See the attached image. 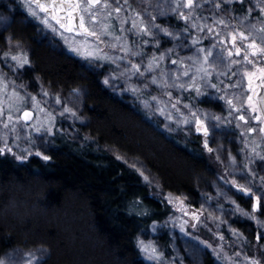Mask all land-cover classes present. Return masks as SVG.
<instances>
[{"label": "trees", "instance_id": "obj_1", "mask_svg": "<svg viewBox=\"0 0 264 264\" xmlns=\"http://www.w3.org/2000/svg\"><path fill=\"white\" fill-rule=\"evenodd\" d=\"M214 2L198 0L204 7L197 12L207 18L206 22L212 15L227 18L231 13L225 9L229 7L234 8L238 21L247 12V5H254L255 0L232 6L222 0L220 9L213 7ZM129 3L145 20L149 19L150 10L157 13L158 23L174 32L184 26V21L173 13L166 17L158 15L156 5L166 7L164 0H129ZM8 4L11 8L4 1L0 2V23L7 24L5 30H0V43L8 47L11 43L12 47L20 44L26 48L33 65L31 75L35 80L39 77L48 91L67 96L79 89L82 105L78 114L83 119L74 118L80 134V139L75 140L64 129L66 119L57 118L56 135L46 137L51 160L33 155L21 161L12 153L0 155V260L15 250L42 249L46 252L43 264H151L140 252L137 241L153 234V220L159 221L157 229L161 230L160 234H154L159 237L157 243L170 254L174 239L169 222L176 213L167 202V193L198 206L196 199L201 198V189L217 177L229 175L228 167L216 158L215 151H207L202 134H197L192 125L183 130L177 122L169 121L157 111L161 104L153 100V96L164 101L166 91L179 96L181 90L162 89L146 78L141 81L149 87L134 93L125 88L128 80H123L125 76L110 75L113 64L96 59L83 61L75 54L60 52L45 41H38L35 19L26 16L23 3L12 0ZM148 4L150 8L146 7ZM122 14L131 17L133 13L122 10ZM258 15L259 10L253 7L252 16ZM113 23L118 25L119 21ZM130 26L125 25V28ZM201 35L207 37L206 30ZM157 38L161 41L158 48L143 45L139 37L128 34L134 51L138 44L146 50L142 55L144 61L154 52L174 46H180L177 48L180 56L194 51L182 47L190 44L182 32L180 40L163 33ZM211 43L210 37L203 40L205 46ZM168 66L175 67L170 63ZM239 67L236 65L233 70ZM239 75L237 72V77L231 79L236 80ZM105 77H109V84L104 83ZM236 90L228 89L229 93ZM192 95L184 92V103L178 105L186 113L184 106L191 103L226 115L222 102H209L208 97L192 99ZM59 128H63V133ZM212 133L214 137L223 134L225 144L237 151L235 140L241 135L234 126L226 125ZM215 144L212 139V145ZM122 156L145 163L159 180L160 187L144 181L135 167L121 160ZM239 199L244 200L241 196ZM141 209L147 214L140 215ZM231 219L230 225L237 229L249 224H243L236 217ZM251 221L252 231L242 250L248 256H261L264 264V247L261 246L264 245V224ZM200 224L194 228L195 236L211 241L216 225L208 222L203 225L205 228ZM257 232L261 234L260 242L256 240ZM239 247V243H234L235 250ZM207 261L212 264L213 258L209 256Z\"/></svg>", "mask_w": 264, "mask_h": 264}, {"label": "snow or ice", "instance_id": "obj_2", "mask_svg": "<svg viewBox=\"0 0 264 264\" xmlns=\"http://www.w3.org/2000/svg\"><path fill=\"white\" fill-rule=\"evenodd\" d=\"M226 2L229 6L237 3L243 5L245 0H226ZM164 4L166 7L156 5L159 9L158 15L166 17L169 13H173L178 16L184 21V26L179 31L174 32L169 27L158 23L156 12H148L149 19L145 20L140 11L133 9L129 0H123L122 4L121 0H25V6L33 17L44 14L43 23L49 28L55 31L57 30L55 25H58L60 35L63 36L67 32L73 37L78 35L81 38V46H74L73 51L83 52L96 60L114 64L118 69L123 68L122 72H111L112 77L119 78L121 75H127L131 79V77L140 76L150 79L152 84L159 85L162 89L181 90L179 96H174L172 91H166V96L170 98L168 103L160 100L158 96H153L152 99L160 101L161 104L157 111L169 121H176V117L167 111L175 109L181 117L177 122L183 126L192 125L196 133L202 134L203 143L208 152L214 151L208 139L213 130L226 125L231 128L234 124L235 128L240 130L241 137H245L242 143L246 145V148H241L240 152L245 153L250 149L251 155V158L248 155L245 156L244 168L239 171L244 172L246 176L250 174V177L247 179V184H242L235 178L227 182L239 192L253 198V212H264V206L261 203L264 187L254 191L248 186L255 184L257 180L260 185H264V175L257 176V172L250 166L256 162V159L264 161V149L258 151L259 145L250 143L246 138L250 133L259 132L260 140L264 142V0H255L254 5L249 3L247 12L241 15L238 21L235 19L236 13L232 7L225 9L226 12L231 13L227 18L223 15H212L211 20L206 22L207 18L200 17L197 12L198 8L204 7L203 3H198V0H164ZM213 7L222 8V0H215ZM253 7L259 10V15L255 18L252 16ZM122 10L133 14L129 17L122 14ZM253 19H255L254 23ZM50 20L55 21V25L50 23ZM114 20L119 21V24H114ZM128 24L131 26L126 29L125 25ZM205 30L207 37L201 35L205 33ZM181 32L190 41V44H183L182 47L194 49L191 54L180 56L177 50L180 46H174L163 52H154L146 61L137 62L132 59V57L142 56L146 50L138 44L133 51L128 39L129 33L139 37L143 45L151 44L158 48L161 44L160 39L157 38L159 33L173 40H180ZM105 37L111 39H105ZM209 37L212 43L205 46L203 40ZM15 47L16 51L10 48L0 53V56L4 58L2 62L9 64L11 61L10 66L14 69L31 66L32 60L28 53L20 48L19 44ZM107 47L118 49L124 55L116 56L107 53L104 51ZM120 61H127L128 67L124 68ZM169 63L175 67L169 68ZM142 65L145 66L142 67ZM236 65H240L239 69L233 70ZM237 72L240 74L239 78L232 80V77H237ZM104 83H110L109 77H105ZM148 87L147 83L143 84V88ZM228 89H240L242 95L238 96L236 92L229 93ZM129 90L134 93L139 92L140 86L131 84ZM40 92L45 99L51 96L42 84ZM75 92L80 94L79 89ZM184 92L194 94L192 99L208 97L209 102H222L226 115L224 112L206 110L199 105L193 106L191 103L184 106L187 109L186 113L184 109L178 107L184 103ZM54 103L61 105L58 112L50 110L38 95L29 92L23 84L17 85L16 80L8 78L7 72L0 69V155L12 153L17 159L24 161L35 152L43 160H51L52 157L40 151L38 147L33 148L37 139L42 140L45 136L56 135L57 116L63 117L65 114H70L71 118L83 119L79 116L76 107L64 104L60 95H54ZM76 103H78V97ZM245 112L248 114L246 115ZM37 113L43 115L37 116ZM252 121L255 122L254 125ZM59 131L63 133L64 130L59 128ZM21 143L26 146L21 148ZM20 152L24 154L21 155ZM216 158L220 159L219 153ZM236 160V156H231L233 166ZM141 175L144 173L141 172ZM144 179L149 180V177L145 175ZM257 191L260 192L259 195ZM229 199L232 198L229 197ZM167 202L183 213L178 218V224L177 218H172V227L178 226L181 232L190 235L188 229L190 221L185 217H191V221L194 222L191 223L193 228L202 222L203 206L200 210L188 211L193 206L186 204L182 197L174 196L171 192L167 193ZM232 203L235 205L234 212L250 217L258 225L264 224V221H261L253 212L241 208L235 199H232ZM139 214L143 216L147 213L141 209ZM152 224V232L156 233L159 221L153 220ZM229 227L234 236L247 240V237L238 229L231 228V225ZM216 235L221 241L224 240L222 233L217 232ZM256 240L261 241L260 232H257ZM137 244L140 252L151 264H163L164 261L175 264V257L171 259L166 257L154 240L145 241L139 238ZM203 244L212 249L213 254L218 258L231 259L222 255L223 245L213 247L206 240ZM261 246L264 247V245ZM217 248L221 251H217ZM235 255L238 256L241 253H235ZM0 264H5V261L0 260ZM26 264H40V257L30 252ZM235 264H262V260L244 255L243 261H235Z\"/></svg>", "mask_w": 264, "mask_h": 264}, {"label": "rangeland", "instance_id": "obj_3", "mask_svg": "<svg viewBox=\"0 0 264 264\" xmlns=\"http://www.w3.org/2000/svg\"><path fill=\"white\" fill-rule=\"evenodd\" d=\"M5 2V4L8 5V7L11 8L9 1L12 0H0V2ZM8 1V2H7ZM21 3H23V8L25 9V11L28 13L26 14V16L35 19V22L33 21V23L35 24V26H37V30H38V34H37V40L38 41H45L48 43V45H50L51 47L57 49L58 51H64L70 54H75L77 55L81 60H88V61H93L94 58L89 57L85 54H83V52H76L73 51V47L74 46H81L80 45V37L77 35L75 37H73L72 34H69L67 32L64 33V35H60V30H59V26L55 25V21H51L50 23H52L53 25H55L57 30H53L52 28H49L46 24L43 23V16L44 14L41 13V15L39 17H33L31 15V13L28 11L27 7L25 6V0H19ZM146 7L150 8V5H146ZM149 12H152L149 10ZM6 23H0V30H5ZM7 39V38H6ZM91 39V38H89ZM105 39H111L108 37H105ZM10 46L8 47V45H2V43H0V53H3L5 51H8L10 48L13 51H16V47H12V43L9 44ZM20 45V44H19ZM20 48H22L25 52L28 53V51H26V48H23L22 45H20ZM104 51L107 53H110L112 55H116V56H120V55H124V53L119 52L118 49H111L110 47L104 48ZM134 51V50H133ZM29 54V53H28ZM3 57L0 56V69H2L3 71L7 72L8 78L10 79H14L16 80L17 85H25L28 89L29 92L34 93L36 95H38L42 102L45 103L46 107H48L50 110H55V111H59L61 108V105H56L54 103V95L57 93H53L50 92L51 94L50 98L45 99L43 97V94L40 92V87H41V81H39V79L35 80L33 78V75H31V70L33 68V65L31 64V66H25L24 69H14L10 66V64L12 63L11 61H9V64H4L3 61ZM132 59L136 60L137 62H140L141 60H144V56H140V57H132ZM120 64L123 65L124 68L128 67L127 61H120ZM111 71H117L122 72L123 68H117L116 65L113 64V66L111 67ZM125 76L123 80H127V83L124 84L125 88H129L130 89V85L131 84H136L138 86H140V90H144L146 88H143V84L142 81L146 80V78L140 77V76H135V77H131V79L128 78L127 75H122ZM115 78V77H114ZM142 80V81H141ZM20 90V89H18ZM236 94L242 95L241 90L238 89L236 91ZM147 93V92H146ZM231 93V92H230ZM60 95V94H59ZM61 96V95H60ZM78 97V103H76ZM165 103H168L169 99L167 96H164ZM62 100L64 101L65 105H71L73 107L77 108V112H79V110L81 109V105H82V100H81V96L77 93H74L73 95H65V96H61ZM173 102V101H172ZM175 103V102H173ZM169 111H171L170 113L172 115H174L176 117V121L175 123L181 119V117L179 116V114L175 111V109H168ZM173 110V111H172ZM245 114L247 115L248 113L245 112ZM37 116H42L43 114L41 113H37ZM57 118H65V124H64V129L65 131L68 133V135L72 138V139H80V134L78 132V130L76 129V121L74 118L70 117V114H65L63 117L57 116ZM234 119V118H233ZM243 123V122H241ZM253 125L255 124L254 121H252ZM177 124H179L177 122ZM180 125V124H179ZM181 128L184 130H186L187 128H190V125L188 126H183L180 125ZM232 126L235 125L233 124ZM237 129V128H236ZM237 131H240L239 129H237ZM198 134V133H197ZM260 133L257 132L255 134H248V136L246 137L250 143H255L257 145H259L258 147V151L264 149V142H262L260 140ZM47 136H45L42 140L41 139H37V142L35 145H33V148L38 147L40 151L44 152L45 154H49L50 152V145H49V141L46 138ZM209 139V144L210 146L214 147V151L217 155V153H219L220 156V162L222 164H224V166L228 167V171H229V175H222L221 177H217V179L212 180L211 183H208L207 185H205V187H203L202 190V195L201 198L196 199V201H198L199 205L198 206H194L192 203L189 204L188 201L185 200L186 204L192 205L193 207L189 208L188 211H197L201 209V206H203V210L201 211V226L205 225L206 223L210 222L211 224H215L217 229L214 228V234L213 235V239L210 241H208L210 244L213 245V247H216L217 245H223V250H222V255L226 256V257H231L230 260L228 259H220L218 258L216 255L213 254L212 249L207 248L204 244L203 241H205V239H201L200 240L195 236V230L194 228L191 226V223H194L191 221V217H185V219L189 220L190 223L188 225V229H189V234L183 233L180 231V228L177 227H172L171 226V234L173 235V249L171 251L170 254L165 253V251L163 250V247H161V243H157V239L159 238L158 236H155V233H151L148 235V239H146L145 241L148 240H154L160 247V249L165 253V256L168 257L169 259L175 257V264H209L207 261V258L210 256L213 258V263L212 264H235V261H243V257L246 254V251L243 252V244L246 240H244L242 237L241 238H237L236 236H234L232 234V231L229 227L230 225V220H232L231 218H235L240 220L243 224L244 223H249L247 224L246 228L242 227L239 228L238 230L240 232H242L244 234V236L248 237V234L251 233L252 231V226L253 225V221H251L252 219L250 217H246L244 215H242L240 212H234L235 209V205L232 203V199H235L236 202L241 206V208L248 210L249 212H253V198L251 196H243L231 183H228L227 181H229L232 178H235L236 180H238L240 183L242 184H247V179L250 177V174H248L247 176L245 175L244 172L239 171L240 169L244 168V164H245V156L248 155L249 158H251L250 155V149L245 152L242 153L240 152L241 148H246V145H244L242 143V140L245 139V137H240V139H238L237 141L235 140V142L238 143V145L235 147V150H237L236 152L233 151L230 147H232L231 145L229 146L228 144H225L224 142V135L221 134L218 137H214L213 133L208 137ZM212 139H215L216 144L212 145ZM11 142V141H10ZM26 145H24L23 143H21V148L25 147ZM113 153H116L115 150H112ZM19 154L23 155V152H20ZM33 155H36L35 152H33ZM119 155V154H118ZM236 156L237 160H236V164L233 166L232 161H231V156ZM38 156V155H37ZM40 157V156H39ZM41 158V157H40ZM42 159V158H41ZM121 160L126 161L130 166L135 167L140 173L143 172L144 175H142L143 179L144 176H148L149 180H145L146 182H148L149 184L153 185L154 187H160V182L159 180L155 177V175L151 172V170L148 169V167L146 166L145 163H143L141 160L136 159V158H129L127 156H122ZM250 166L253 168V171L257 172V176H261L264 175V161H260L259 159H256V162L254 164H250ZM250 187L253 188L254 191H256L258 188H262L264 187V185H260L259 180L256 181L255 184L252 185H248ZM257 194L259 195L260 192L257 191ZM239 196H241L244 200L239 199ZM229 197H231L232 199H229ZM240 200V201H239ZM261 203L262 206H264V195L261 196ZM243 204V206H242ZM173 207L174 212L176 213V215H174V217L177 218L176 223H179L178 218L183 215V213L173 204H171ZM256 216L261 220L264 221V212H256ZM207 217V218H206ZM211 217H218L219 219H212ZM208 219V222H207ZM235 219V220H236ZM170 225L173 224V220L171 219L169 222ZM205 227V226H203ZM206 228V227H205ZM231 228H235L231 225ZM237 229V228H235ZM208 232H210L207 229ZM217 232H222L223 236H224V240L221 241L219 239V236L216 235ZM158 234L161 233L160 228L157 229ZM211 235V236H212ZM234 239V240H233ZM199 241V242H198ZM238 241V242H237ZM247 242V241H246ZM233 243V244H232ZM234 243H239L240 247L237 248V250L234 249ZM245 249V248H244ZM202 250V251H201ZM217 251H221L220 248H217ZM35 253L36 256L40 257V264H43V260L45 257V251L42 249H37V250H15L12 251L10 253H8V255L4 258L5 264H26L27 259H28V253ZM235 253H241V255H235ZM248 256V255H247ZM251 256V255H249ZM253 256V255H252ZM253 257H257L261 259V256H253ZM165 264H168V261L165 262Z\"/></svg>", "mask_w": 264, "mask_h": 264}, {"label": "water", "instance_id": "obj_4", "mask_svg": "<svg viewBox=\"0 0 264 264\" xmlns=\"http://www.w3.org/2000/svg\"><path fill=\"white\" fill-rule=\"evenodd\" d=\"M240 193H241L243 196H245V197H246V196H249V195H246V194H244V193H242V192H240Z\"/></svg>", "mask_w": 264, "mask_h": 264}]
</instances>
